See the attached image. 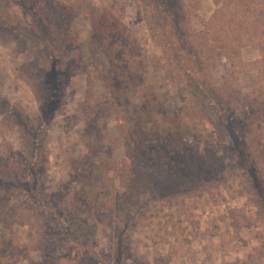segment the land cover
Listing matches in <instances>:
<instances>
[{
    "label": "rangeland",
    "instance_id": "rangeland-1",
    "mask_svg": "<svg viewBox=\"0 0 264 264\" xmlns=\"http://www.w3.org/2000/svg\"><path fill=\"white\" fill-rule=\"evenodd\" d=\"M262 222L264 0H0V264H264Z\"/></svg>",
    "mask_w": 264,
    "mask_h": 264
},
{
    "label": "trees",
    "instance_id": "trees-1",
    "mask_svg": "<svg viewBox=\"0 0 264 264\" xmlns=\"http://www.w3.org/2000/svg\"><path fill=\"white\" fill-rule=\"evenodd\" d=\"M71 6V5H70ZM73 6V5H72ZM77 12H79V11H77ZM219 18V17H218ZM212 21L211 22H213V24H214V26L216 25L217 27H218V25H219V21H217L218 19H217V14H215L214 15V17L211 19ZM220 26V25H219ZM261 33L263 32V31H260ZM204 91V93L206 92L205 90H203ZM206 96H207V93H206Z\"/></svg>",
    "mask_w": 264,
    "mask_h": 264
},
{
    "label": "crops",
    "instance_id": "crops-1",
    "mask_svg": "<svg viewBox=\"0 0 264 264\" xmlns=\"http://www.w3.org/2000/svg\"><path fill=\"white\" fill-rule=\"evenodd\" d=\"M262 228L261 229H263L264 230V222H262ZM258 229V228H257ZM256 235L259 237V238H261V236L262 235H264V233L262 232L261 234L258 232V233H256Z\"/></svg>",
    "mask_w": 264,
    "mask_h": 264
}]
</instances>
